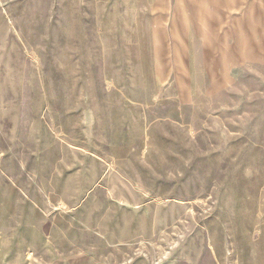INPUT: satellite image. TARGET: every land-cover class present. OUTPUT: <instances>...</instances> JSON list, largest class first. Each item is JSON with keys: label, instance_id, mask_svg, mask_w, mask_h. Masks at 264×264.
Segmentation results:
<instances>
[{"label": "rangeland", "instance_id": "374dc122", "mask_svg": "<svg viewBox=\"0 0 264 264\" xmlns=\"http://www.w3.org/2000/svg\"><path fill=\"white\" fill-rule=\"evenodd\" d=\"M0 264H264V0H0Z\"/></svg>", "mask_w": 264, "mask_h": 264}]
</instances>
